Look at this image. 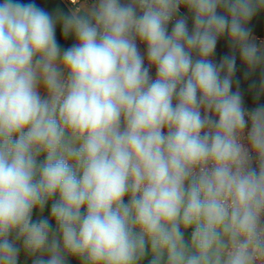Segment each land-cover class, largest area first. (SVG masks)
<instances>
[{
  "label": "clouds",
  "instance_id": "clouds-1",
  "mask_svg": "<svg viewBox=\"0 0 264 264\" xmlns=\"http://www.w3.org/2000/svg\"><path fill=\"white\" fill-rule=\"evenodd\" d=\"M71 2L0 3V264H264V106L232 91L236 52L264 68V0Z\"/></svg>",
  "mask_w": 264,
  "mask_h": 264
},
{
  "label": "trees",
  "instance_id": "trees-1",
  "mask_svg": "<svg viewBox=\"0 0 264 264\" xmlns=\"http://www.w3.org/2000/svg\"><path fill=\"white\" fill-rule=\"evenodd\" d=\"M21 4H35L38 8L48 12L54 18L57 15H70L67 9L59 0H16ZM3 3V0H0ZM193 20L189 22V31L192 30ZM248 27L251 28L253 35H258L264 38V11L258 12L250 21ZM55 37L57 44L59 45L61 52L73 46L76 42L74 36L64 37L62 33V26L58 23L56 25ZM217 47L222 58L225 55H232L233 50L231 48L227 35L221 37L217 42ZM236 71L233 76V89H237L241 92L242 98L251 104L255 109L264 106V91L261 90V83L264 81V68H257L255 71L249 72L247 66L241 61L239 53L236 52ZM246 73H248L246 75ZM236 81H239L237 86ZM45 158V155H44ZM185 239L187 235L185 233ZM151 256H147L143 261V264H148V260Z\"/></svg>",
  "mask_w": 264,
  "mask_h": 264
},
{
  "label": "built area",
  "instance_id": "built-area-1",
  "mask_svg": "<svg viewBox=\"0 0 264 264\" xmlns=\"http://www.w3.org/2000/svg\"><path fill=\"white\" fill-rule=\"evenodd\" d=\"M59 1L63 4V6L67 9V11H68L70 14H71V12L74 10V8L76 7L75 5L72 4L71 0H59ZM121 2H122V3H128L129 0H121ZM80 3H81L84 7L88 8V9H91V8L97 3V0H80ZM185 8H186V7H184V6H181V7H180V9H179V11H178V13H177V17H176V18H179L180 16H185V17H187V26H188V28H189V22H190L191 20H193V19H192L191 16H189V15L186 13ZM174 22H175V20H173V21H171V22L169 23V28H168L169 32H171V28H172ZM253 36L255 37V42H256L258 45L264 46V38H263V37H260V36H258V35H253ZM75 43H77V41H76ZM137 46H138V48H139L141 54H142V55L144 56V58H145V67H149V69H150V75L152 76L153 79H155V78H156V69H155L154 66H149V64H148V61H147V46H146V44H144V43L140 42L139 40H137ZM193 55L195 56V53H194ZM210 59H211L214 63L219 64V62H220L221 59H222V56H221V54H220V52H219L218 47H216L215 52H214V54L212 55V57H210ZM66 75H67V74L65 73V76H66ZM232 91H234L233 87H232ZM242 100H243V107L246 109V111L251 112L252 110L255 109V108H254L251 104H249L246 100H244L243 98H242ZM173 102L175 103V100H174ZM202 112H203V110H202ZM245 118H246V120H248V117H247V116H246ZM250 128H251V122H250V120H248V124H247V127H246L245 130H244V136H243V139H242L241 142H242V144H243L245 147H248V148H249V152H250L251 155H252V167L257 168V170H258V161H257V158H256V156H255V153L252 152V150H251V148H250V145H249V143H248V140H247V134H248V132L250 131ZM164 131L166 132L167 129H164ZM262 220H264V216H262Z\"/></svg>",
  "mask_w": 264,
  "mask_h": 264
},
{
  "label": "crops",
  "instance_id": "crops-1",
  "mask_svg": "<svg viewBox=\"0 0 264 264\" xmlns=\"http://www.w3.org/2000/svg\"><path fill=\"white\" fill-rule=\"evenodd\" d=\"M39 91H40V94H41L42 98H44L46 96V93H45V90H44V88L42 86L39 88ZM43 158H44V154H41L37 158L38 162L43 161ZM127 201H128V197L126 196L125 197V202H127ZM51 203L52 202L49 201L48 205H46L45 210L43 211L42 214L39 213L38 211L34 210L33 219L35 220V219L39 218L41 215L44 218H50ZM50 222H51L53 228H55V221L53 219H50ZM192 231H193V229L192 230H187L185 232L186 235H187V239L186 240H190ZM33 259H34V257L27 256L23 251H21V253L19 255V259H18V264H32V260ZM67 264H81V262L75 257H68Z\"/></svg>",
  "mask_w": 264,
  "mask_h": 264
},
{
  "label": "rangeland",
  "instance_id": "rangeland-1",
  "mask_svg": "<svg viewBox=\"0 0 264 264\" xmlns=\"http://www.w3.org/2000/svg\"><path fill=\"white\" fill-rule=\"evenodd\" d=\"M185 11H186V13H187L189 16L192 17L191 13L187 10V8H185ZM43 160H44V158H43ZM188 230H192V229L190 228V229H188Z\"/></svg>",
  "mask_w": 264,
  "mask_h": 264
}]
</instances>
